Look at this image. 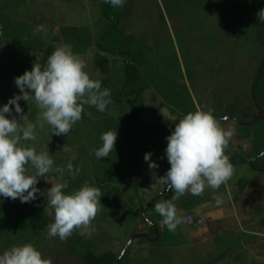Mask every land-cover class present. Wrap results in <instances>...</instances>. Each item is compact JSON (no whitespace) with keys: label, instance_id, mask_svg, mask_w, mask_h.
I'll return each instance as SVG.
<instances>
[{"label":"trees","instance_id":"trees-1","mask_svg":"<svg viewBox=\"0 0 264 264\" xmlns=\"http://www.w3.org/2000/svg\"><path fill=\"white\" fill-rule=\"evenodd\" d=\"M215 1L216 10L226 13L236 11L239 16L244 13L242 0ZM162 2L165 7L168 6V0ZM25 3L27 0H0V82L6 80L10 84L8 91L6 87H1L0 94H5L7 100L20 91L15 85V78L30 70L34 63L43 66L48 56L59 47L42 32L34 34L33 30L36 26H44L46 22L41 11L38 10V14L26 21L22 20L19 12ZM135 5L136 0H125L121 7H113L105 1L102 2L101 16L95 24V34L87 27L60 25L58 34L63 44L70 45L74 53L82 56L91 47L95 48L96 65L101 75L105 77L101 80L102 87L110 89L111 102L103 112L98 111L95 106L85 105L81 119L73 125L67 135H53L51 129L52 154L57 155L69 145L68 137H82L80 132L89 124L91 125L89 135L94 134L95 139L98 140V147L102 143L100 140L102 133L117 130L115 148L112 149L109 157L101 158L94 178L77 175L73 178L66 174L68 186L64 192L71 193L86 182L93 184L100 189L101 195L109 205L122 209L124 222L136 224L140 220L144 224L143 234H146L147 238L143 239L150 246L175 248L186 243L180 225L175 232H171L160 223L162 218L158 214L156 219L149 216L154 204L159 200L170 198L172 192L163 193L165 186L162 185L164 190L147 204L142 200L140 181L144 175L143 167L148 166L144 155L151 151L153 161L158 157L157 168H163L165 174L170 167L164 156L167 146L166 137L170 135L174 123L188 112L204 105L202 102L197 105L187 86L180 83L183 70L176 52L167 58L160 57L161 61H157L156 56H160L157 50L160 49L163 41L158 40L156 36L155 40H151L155 41L153 45L147 36L138 35L134 31ZM155 10L159 20L163 22L164 14L158 3L155 5ZM251 21L256 24V41L264 50V22H258V19ZM167 41L169 45L174 46L171 37ZM8 54L11 57L10 61H6ZM111 59H119L122 62V81L118 86L111 77ZM236 67L238 66L233 67L235 73L231 77L234 79L236 75L242 84L240 92L236 93L233 89L234 85H229L226 89L222 87L216 92V103L212 108L215 109L214 115L219 121L234 122L235 131L240 133L239 137L237 136L238 140L250 144L249 153L240 164H246L250 171L262 175L264 174V56L251 70L243 71L242 68ZM152 88L166 101L171 119L175 120L174 123L153 125L144 121L143 115L149 112L146 93ZM20 103L25 114L24 118L35 122L37 113L35 102L28 104L26 101H20ZM112 104H126L129 113L126 116L109 117L106 114ZM225 152L232 165L238 166L239 163L235 161L237 154L231 141ZM73 165L79 166L76 162ZM40 182L37 183V187H40ZM246 186L247 180L242 183L241 191H244ZM262 188L264 189V185L256 188L253 195L261 192ZM175 204L178 211L196 217V210L204 204V201L202 194L198 196L190 194L186 197L181 196ZM146 216L152 221L150 225L145 220ZM47 224H50L47 210L38 199L24 203L1 201L0 253L13 245L24 243H32L37 247L49 236ZM262 224H264V216ZM81 231L83 229H74L72 235L67 238L65 249L68 253L84 264L116 263L119 256L111 251L95 253L93 241L86 234L81 235ZM157 236L156 241H150V239L155 240ZM128 254L129 251L120 264L125 262Z\"/></svg>","mask_w":264,"mask_h":264},{"label":"rangeland","instance_id":"rangeland-1","mask_svg":"<svg viewBox=\"0 0 264 264\" xmlns=\"http://www.w3.org/2000/svg\"><path fill=\"white\" fill-rule=\"evenodd\" d=\"M104 1L27 0V3L21 8L19 16L26 21L38 14V10L41 11L46 20L44 23L46 31L42 34L49 36V40L60 47L64 45L58 34L60 25L87 27L93 34L96 33L95 24L101 16L100 4ZM157 3L161 6L164 14L163 22L159 20L155 10ZM215 4V0H168V6L165 7L162 0H136L133 18L134 31L138 35L143 34L150 41L155 40L157 36L158 40L163 41L160 49L157 50L158 53L160 52V56H156L157 61H161L160 57L167 58L176 52L183 70V78H180V83L187 86L197 105L202 102V105L208 107L214 106L216 92L222 87L226 89L229 85H234L233 89L236 93L240 92L242 84L236 75H234V79L231 77L235 73L234 66L242 68L243 71L251 70L264 56V50L256 41V24L251 21L258 19L257 13L261 8H264V0H242L244 8L242 16H239L236 11H234L235 13H226L216 10ZM151 34L154 36L153 38ZM169 37L172 38L174 46L169 45L167 41ZM154 40L151 41L153 45H155ZM80 57L86 62V70L92 78L99 80L105 78L96 65L97 53L94 47H91L85 55ZM10 58V54H8L6 61H10ZM111 77L116 86L122 81V62L119 59H111ZM1 87H6L8 91L10 84L5 80L0 82ZM4 95L0 94V106L8 101ZM146 99L149 112L143 115L145 122L153 125L160 123L169 125V123L175 122L174 119H171L166 101L155 89L152 88L146 93ZM35 106L36 120L32 123L36 125V139L26 143L35 146L37 151L48 147L54 167L66 166L68 161L75 157L72 159V163H78L80 168L77 176L94 178L101 159H97L95 156L98 140L95 139L94 134L93 136L89 135L91 125H87L85 130L80 132L82 137H68L69 145L54 155L52 154L50 136L52 128L39 118L41 110L36 103ZM128 113L129 108L126 104H112L106 115L118 117L126 116ZM24 121L30 120L24 118ZM220 123L234 129L230 141L237 154L235 161L239 163L240 170L236 184L230 188L226 184H222L219 189L206 188L202 193L204 204L196 210V217L187 214L182 216L183 232H181L186 240L185 245L175 248H153L146 240L139 238L129 247L128 257L123 264H233L230 261V253L221 254L219 252L222 242L217 238L223 234L221 229L223 221H219L215 211L237 208L235 211L241 214L243 208L247 209V207L242 208L246 204L243 205L241 202L247 203L249 197L244 195V191H241V185L246 181L247 172L250 170L246 164H240V162L249 153L250 144L237 139L240 133L235 131L234 122L223 123L220 121ZM156 158L155 162L158 161V157ZM29 169L31 174L36 171L30 165ZM143 170L141 192L142 200L147 204L164 190V187L157 182V177L164 175V169L157 167L150 169L149 166H144ZM66 174L62 175L51 171L43 177H37L38 183L41 181L39 188L43 191L50 188L52 184L64 183L66 185L64 191L68 186ZM190 194L185 193L182 197ZM216 198L222 202L217 204ZM38 200L46 208L49 222L52 223L54 210L50 206L47 207L46 195L39 196ZM1 201L20 202L19 198L13 200L0 197ZM122 214L121 208L109 205L101 195V204L98 205L96 216L91 221L89 228L83 229L87 237L93 241L95 253L111 251L120 256L131 236L134 233L144 232L145 226L140 220L136 224L124 222ZM149 216L156 219L157 213L154 207ZM202 216L205 218L203 217L204 221L201 226H195L188 220L190 217L197 219ZM66 242L67 239L61 240L58 236H48L37 248L45 257L52 258L54 264H84L66 251Z\"/></svg>","mask_w":264,"mask_h":264},{"label":"clouds","instance_id":"clouds-1","mask_svg":"<svg viewBox=\"0 0 264 264\" xmlns=\"http://www.w3.org/2000/svg\"><path fill=\"white\" fill-rule=\"evenodd\" d=\"M113 7H121L125 0H105ZM258 22H264V8L257 13ZM34 34L46 31L37 25ZM86 62L68 44L55 48L42 66L34 63L30 70L15 78L18 94L0 106V197L19 198L21 203L31 202L46 195L47 207L54 210V221L46 225L50 237L66 240L74 229H87L101 204L100 189L85 183L71 193H65L64 183L52 184L46 190L37 187L39 179L55 171L75 177L79 166L72 163L55 166L48 147L37 151L26 143L36 139V125L25 122L20 101L35 102L41 110L39 118L53 129V135L68 134L73 125L81 119L85 105L105 111L111 102L110 89L102 87L86 70ZM14 106V107H13ZM162 111V109H161ZM215 109L204 106L188 112L174 123L166 137L164 150L170 167L157 182L172 192L170 198L157 201L155 212L169 231L175 232L183 221L175 201L185 193L201 195L206 188L219 189L233 174V165L225 154L234 129L223 126L214 115ZM15 113V114H14ZM118 131L108 130L101 134V146L95 149L97 159L109 157L115 148ZM151 151L144 159L150 169L158 167ZM163 158V157H161ZM29 165L35 168L31 174ZM222 201L216 198V203ZM51 214V213H50ZM147 223L152 221L146 216ZM85 235L84 231L80 232ZM0 264H54L50 257L32 243L13 245L0 253Z\"/></svg>","mask_w":264,"mask_h":264},{"label":"crops","instance_id":"crops-1","mask_svg":"<svg viewBox=\"0 0 264 264\" xmlns=\"http://www.w3.org/2000/svg\"><path fill=\"white\" fill-rule=\"evenodd\" d=\"M239 171V166L233 165V174L225 183L228 188L236 184ZM246 178L247 186L244 190V195H248L249 201L242 208L247 207V209L243 208L241 214L235 211L237 208L215 211L219 221H223V224H221L223 234L217 238L222 242L220 243L221 250L219 252L221 254L230 253V261L233 264H263L264 224H262V219L264 216V189L262 188V191L257 192L255 196L253 194L256 188L264 185V174L260 175L248 171ZM140 194L142 195L141 181ZM179 213L181 216L184 215L182 211H179ZM202 217L205 218V216ZM180 229L183 232L181 224Z\"/></svg>","mask_w":264,"mask_h":264},{"label":"water","instance_id":"water-1","mask_svg":"<svg viewBox=\"0 0 264 264\" xmlns=\"http://www.w3.org/2000/svg\"><path fill=\"white\" fill-rule=\"evenodd\" d=\"M225 120V118H223ZM168 191H164L163 193H167ZM145 216V213H144ZM149 225L151 223H148ZM139 238H147L146 234L140 233V234H135L133 236H131L130 240L128 241L127 245L125 246V249L123 250L122 254L119 256L118 260L116 261L115 264H120L121 260L123 259V257L125 256V254L127 253L129 247L131 246V244L134 242V240L139 239ZM158 239V236L155 240L150 239V241H156Z\"/></svg>","mask_w":264,"mask_h":264},{"label":"built area","instance_id":"built-area-1","mask_svg":"<svg viewBox=\"0 0 264 264\" xmlns=\"http://www.w3.org/2000/svg\"><path fill=\"white\" fill-rule=\"evenodd\" d=\"M189 222L192 223L193 225L195 226H200L202 225L203 221H204V218L203 217H199L197 219H193L192 217H190L189 219Z\"/></svg>","mask_w":264,"mask_h":264}]
</instances>
